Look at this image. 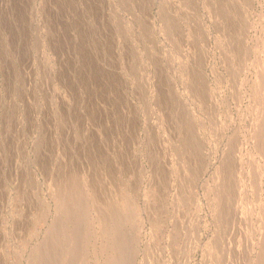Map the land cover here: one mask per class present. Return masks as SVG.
I'll return each mask as SVG.
<instances>
[{
	"label": "rangeland",
	"instance_id": "1",
	"mask_svg": "<svg viewBox=\"0 0 264 264\" xmlns=\"http://www.w3.org/2000/svg\"><path fill=\"white\" fill-rule=\"evenodd\" d=\"M75 261L264 264V0H0V264Z\"/></svg>",
	"mask_w": 264,
	"mask_h": 264
},
{
	"label": "bare ground",
	"instance_id": "2",
	"mask_svg": "<svg viewBox=\"0 0 264 264\" xmlns=\"http://www.w3.org/2000/svg\"><path fill=\"white\" fill-rule=\"evenodd\" d=\"M75 188H76V187H75ZM74 190H75V189H74ZM76 190H77V189H76ZM77 193H79V192H77ZM70 194H71V193H70ZM74 195H75V194H74ZM71 196H72V195H71ZM77 198H78V197H77ZM73 200H75V199L72 198V201H73ZM77 201H78V200H77ZM77 201L75 200V203H76ZM62 202H63V200H62ZM65 202H66V201H65ZM65 202H64V204H65ZM73 202H74V201H73ZM79 202H80V201H79ZM66 203H67V202H66ZM75 203H74V204H75ZM67 204H68V203H67ZM78 204H81V203H78ZM59 205H60V204H59ZM70 206L72 207V205H70ZM70 206L67 207V205H66L65 208L67 207L66 209H70V208H69ZM76 206H78V205L76 204L74 209L77 208ZM59 207H61V206H59ZM62 208H63V207H62ZM62 208H61V209H62ZM83 208H84V207H83ZM66 209H64V210L66 211ZM78 209H79V208H78ZM81 209H82V207H81ZM70 210H71V209H70ZM70 210H69V211H70ZM72 210H73V208H72ZM69 211H68V213H70ZM80 211H81V210H80ZM61 212H62V211H61ZM74 212H75V211H74ZM78 212H79V211H78ZM68 213H67V214H68ZM79 213H80V212H79ZM85 213H86V212H85ZM110 213H111V212H110ZM74 214H75V213H73V215H74ZM82 215H83V214H82ZM86 215H87V214H86ZM66 216H68V215H66ZM74 216H75V215H74ZM68 217H69V216H68ZM77 217H78V216H77ZM65 218H66V217H65ZM83 218H85V217H83ZM83 218H82V220H83ZM81 222H82V221H81ZM106 225H107V224H106ZM74 226H76V225H74ZM78 226H79V225H78ZM108 226H109V225H108ZM106 227H107V226H106ZM111 227H113V226H111ZM76 228H77V227H76ZM78 228H79V227H78ZM107 228H108V227H107ZM114 228H115V226H114ZM104 229H105V228H104ZM70 230H71V229H70ZM74 230H76V229H74ZM106 230H107V229H106ZM115 230H116V228H115ZM72 231H73V229H72ZM72 231H71V232H72ZM103 231H105V230H103ZM111 231H112V230H111ZM116 231H117V230H116ZM116 231H115V232H116ZM81 232H82V231H81ZM66 233H67V232H66ZM85 233H86V232H85ZM63 234H64V233H63ZM70 234H71V233H70ZM78 234L80 235V233H78ZM108 234H109V233H108ZM113 234H114V233H113ZM64 236H65V235H64ZM82 236H83V235H82ZM84 236H85V235H84ZM50 237H51V236H50ZM50 237H49V238H50ZM53 237H54V236H53ZM53 237H52V238H53ZM66 237H67V236H66ZM49 238H48V240H49ZM78 238H80V237H78ZM59 239H60V238H59ZM65 239H67V238H65ZM54 240H55V239H54ZM56 240H57V237H56ZM60 240H61V239H60ZM81 240H83V239H81ZM79 241H80V239H79ZM51 242H52V241H51ZM85 242H86V241H85ZM85 242H84V244H85ZM58 243H59V242H58ZM68 243H69V241L67 242V244H68ZM71 244H72V243H71ZM74 244H75V243H74ZM54 245H55V244H54ZM57 245H58V244H57ZM65 245H66V244H65ZM68 245H69V244H68ZM86 247H87V246H86ZM69 248H70V246H69ZM81 248H82V247H81ZM81 248H79V249H81ZM67 249H68V248H67ZM75 249H76V248H75ZM68 250H69V249H68ZM73 250H74V249H73ZM76 250H77V249H76ZM85 250H86V249H85ZM66 251H67V250H66ZM69 251H70V250H69ZM36 252H37V251H36ZM59 253H60V252H59ZM38 254H39V253H38ZM73 254H74V253H73ZM80 254H81V253H80ZM67 256H68V255H67ZM79 256H80V255H79ZM64 258H65V257H64ZM68 258H70V257H68ZM71 258H72V257H71ZM76 259H77V258H76ZM113 259H114V258H113ZM62 260H63V259H62ZM65 260H66V259H65ZM74 260H75V259H74ZM78 260H79V259H78ZM77 262H78V261H77ZM77 262L75 261V264H76ZM80 262H81V261H80ZM80 262H79V263H80ZM113 262H114V261H113ZM116 262H117V261H116ZM70 263H71V262H70ZM66 264H67V263H66ZM71 264H72V263H71ZM80 264H81V263H80Z\"/></svg>",
	"mask_w": 264,
	"mask_h": 264
}]
</instances>
